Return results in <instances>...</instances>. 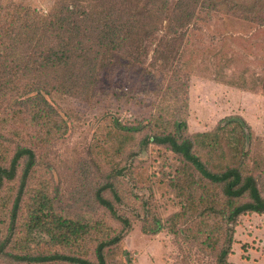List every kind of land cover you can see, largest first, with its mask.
<instances>
[{
    "label": "rangeland",
    "instance_id": "374dc122",
    "mask_svg": "<svg viewBox=\"0 0 264 264\" xmlns=\"http://www.w3.org/2000/svg\"><path fill=\"white\" fill-rule=\"evenodd\" d=\"M47 3L0 0V10L14 4L46 10ZM213 15L191 27L183 74L161 70L153 43L143 63L117 53L113 64L98 74L97 83L81 97L53 92L48 96L53 108L49 111L65 125L63 133L46 122H30L31 113L22 112L24 118L15 124L17 120L8 116V96H0V141L11 142V155L18 143L36 154L18 224L34 193L44 191L54 213L94 225L74 252L34 234L36 240L27 242L33 253L76 254L95 261L100 240L120 235V241L105 249L108 264H216L220 246L212 250L204 244V229L221 222V232L227 233L228 228V237L232 234L229 262L264 264V212L244 213L232 227L221 218H204V204L191 208L196 202L193 192L174 186L178 170L187 164L184 158L169 144L154 140L155 134L173 132L169 126L175 120L186 121L185 137H190L216 131L220 120L241 115L253 132L244 174L260 176L264 196V89L257 80L264 75V26L222 12ZM164 33L156 35V43ZM42 79L55 85L52 77ZM122 125L135 129L128 132L120 129ZM195 150L204 160L210 156L197 146ZM15 182L13 190L5 186L0 195L14 198L19 180ZM106 184L111 186L100 193ZM99 193L113 203L116 216L99 201ZM11 206L12 201L0 206L3 239ZM178 212L182 215L173 219ZM156 220L163 224L161 231L146 233L144 228H154ZM0 264L15 263L0 258Z\"/></svg>",
    "mask_w": 264,
    "mask_h": 264
},
{
    "label": "trees",
    "instance_id": "16d2710c",
    "mask_svg": "<svg viewBox=\"0 0 264 264\" xmlns=\"http://www.w3.org/2000/svg\"><path fill=\"white\" fill-rule=\"evenodd\" d=\"M47 4L50 6L46 10L23 4L0 10L3 31H0V96H8V116L17 120L15 124L21 123L18 118H24L22 112L31 113L30 122H46L61 133L65 125L51 117L49 110L53 108L48 96L53 92L83 96L97 83L98 74L113 64L117 53L143 63L149 46L154 43L153 53L161 70L178 75L184 71L183 57L190 43L191 27L198 21L222 12L264 26V0H48ZM160 32L165 35L156 43V35ZM159 65H156L158 69ZM217 74L221 76L220 72ZM46 77H52L55 85L42 79ZM257 80L264 89V75ZM184 83L187 87L188 82ZM229 125L233 127L226 129ZM169 127L173 132L155 134L154 140L169 144L187 163L178 170L174 186L190 190L194 200L202 203L194 202L191 208L197 209L204 204V212H201L204 218L224 219L228 227L235 225L244 213L264 212L260 176L244 174L243 170L248 154L246 147L252 144L253 132L241 115L220 120L216 131L199 132L190 137H185L187 123L184 120L170 122ZM120 129L129 132L135 128L122 125ZM17 136H21L20 132ZM10 145L11 142L0 141V194L5 186L13 190L17 179L19 183L14 198L0 195V206L6 207L12 201L4 239L0 229V258L15 264H108L105 249L120 241V235L100 240L95 247V261L76 254L33 253L27 242L36 240L34 234L47 236L51 245L74 252L79 242L90 235L94 225L54 213L44 191L34 193L33 203L27 206L25 217L18 224L19 209L23 196L29 192L36 154L18 143L11 155ZM194 146L200 151L206 150L210 156L204 160L193 151ZM215 154L221 161L214 158ZM109 186L101 187L100 193ZM100 193L99 201L116 216L113 203ZM181 215L178 212L172 218ZM125 223L129 224L127 220ZM162 227L161 220H156L154 228H144V231L156 234ZM207 227L204 244L212 250L220 246L216 264H234L228 260L233 228L229 238L228 228L227 233L221 232V222ZM18 233L22 239L18 238Z\"/></svg>",
    "mask_w": 264,
    "mask_h": 264
}]
</instances>
